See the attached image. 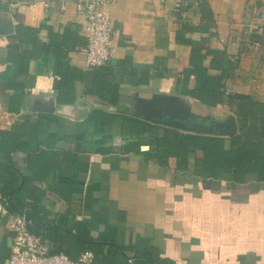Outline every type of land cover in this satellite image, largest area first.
<instances>
[{"label":"crops","instance_id":"1","mask_svg":"<svg viewBox=\"0 0 264 264\" xmlns=\"http://www.w3.org/2000/svg\"><path fill=\"white\" fill-rule=\"evenodd\" d=\"M202 1L175 10L172 0H113L110 76L86 90L75 2L0 0V204L6 190L20 200L45 252L76 260L90 250L94 264H264V181L214 178L188 141L167 155L182 134L238 132L227 105L195 96L212 83L264 101V0ZM75 70L83 77L70 87ZM13 237L0 215V264Z\"/></svg>","mask_w":264,"mask_h":264},{"label":"trees","instance_id":"2","mask_svg":"<svg viewBox=\"0 0 264 264\" xmlns=\"http://www.w3.org/2000/svg\"><path fill=\"white\" fill-rule=\"evenodd\" d=\"M202 3L205 5L204 1ZM194 67L195 75L199 71L202 84H210V81L202 76L205 69L200 65ZM110 71L107 62L99 67H89L84 72L85 89L90 90L89 85L94 86L101 83L104 78L110 76ZM78 77L81 81L82 72L77 70L72 72L68 86L72 87ZM105 91L109 98L117 96L115 85ZM196 93L195 96L208 104L227 105L237 118L238 132L230 136L227 141L217 136L182 134L180 140L166 141L167 155H173L178 148H183L185 141H188L202 147L196 160L197 168L210 173L214 178L228 179L236 183L264 181V101L237 93H220L215 83H212L211 88H205L204 91ZM2 194L8 198L7 201H11H8L7 205L9 209H12L11 212L21 209L17 206L21 203L20 200H13L9 190L2 191Z\"/></svg>","mask_w":264,"mask_h":264},{"label":"built area","instance_id":"3","mask_svg":"<svg viewBox=\"0 0 264 264\" xmlns=\"http://www.w3.org/2000/svg\"><path fill=\"white\" fill-rule=\"evenodd\" d=\"M76 9L82 14V31L86 46L84 49L87 67H99L115 54L116 44L112 37L111 19L107 6L113 0H73ZM166 1V0H162ZM173 8L180 10L190 5V0H172ZM47 6V3H45ZM264 21V9L256 11ZM264 35V25L258 27ZM5 203L0 204V215H9L14 237L5 264H94L93 252L83 251L76 260L63 252H45L38 239L29 231L30 221L25 210L9 212Z\"/></svg>","mask_w":264,"mask_h":264}]
</instances>
